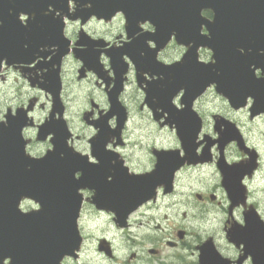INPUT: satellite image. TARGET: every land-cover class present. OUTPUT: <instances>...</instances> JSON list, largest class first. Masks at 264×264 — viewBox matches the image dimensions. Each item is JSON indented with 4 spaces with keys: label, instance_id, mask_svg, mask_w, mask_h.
<instances>
[{
    "label": "flooded vegetation",
    "instance_id": "af4514ba",
    "mask_svg": "<svg viewBox=\"0 0 264 264\" xmlns=\"http://www.w3.org/2000/svg\"><path fill=\"white\" fill-rule=\"evenodd\" d=\"M199 27L205 37L208 28ZM64 35L61 59L56 44L23 43V57L0 60V130L10 135V125L23 124L35 158L60 136L76 158L69 164L83 168L74 176L86 173L78 257L61 264H79L93 215L95 249L112 264H264V48L249 52L233 41L218 63L212 48L190 52L192 43L174 34L164 43L147 18L123 11L66 20ZM228 36L245 46L256 37ZM5 157L15 159L11 147ZM38 207L20 201L23 212Z\"/></svg>",
    "mask_w": 264,
    "mask_h": 264
},
{
    "label": "water",
    "instance_id": "95a60500",
    "mask_svg": "<svg viewBox=\"0 0 264 264\" xmlns=\"http://www.w3.org/2000/svg\"><path fill=\"white\" fill-rule=\"evenodd\" d=\"M77 5L74 14L97 16L112 14L116 10H124L132 15H143L156 26L158 31H175L179 40L187 42L194 40L199 25L200 11L211 8L215 12L212 25L249 26V34L259 33L264 47V0H72ZM70 0H0V60L19 59L25 54L23 43L34 46L44 44H60L63 42V21L58 16L56 20L48 21L44 10L48 6L59 15L68 14ZM88 5H91L89 7ZM31 14L32 20L27 25H21L19 12ZM236 17V18H235ZM204 21L201 19V22ZM210 25L209 22L204 21ZM238 28L228 31L224 28L211 29L214 37L228 35ZM200 43L211 46L209 39H200ZM217 42V46L219 42ZM257 49L259 46L241 45ZM216 47V58L227 54L221 53ZM7 51V52H6ZM65 50L57 56L60 58ZM58 102V95L54 97ZM23 124L16 125V130L10 125L11 133L0 130V264L9 258L8 264H60L66 255L76 256L79 248L80 236L77 230L76 218L80 208L81 194L79 187L87 184L83 181L86 173L75 182L74 168L69 164L70 157L67 150L54 149L48 157L29 160L24 156V142L20 135ZM10 132V131H9ZM12 136L16 137L13 138ZM9 139V140H8ZM13 139L14 142L9 141ZM8 140V141H7ZM10 147L15 153V159L8 161L5 157ZM65 153L61 157L58 153ZM30 161V162H29ZM49 163L55 168V174L50 178ZM55 165V166H54ZM125 182L132 183L138 177H118ZM106 179V177H105ZM108 184L119 188L117 181L113 183L100 182L103 187ZM109 192H113L112 189ZM29 196L37 200L40 208L29 212H22L19 208L20 199ZM96 201V200H95ZM103 204L100 203V206ZM114 209V207H110Z\"/></svg>",
    "mask_w": 264,
    "mask_h": 264
},
{
    "label": "rangeland",
    "instance_id": "374dc122",
    "mask_svg": "<svg viewBox=\"0 0 264 264\" xmlns=\"http://www.w3.org/2000/svg\"><path fill=\"white\" fill-rule=\"evenodd\" d=\"M97 217V215H93L92 221L85 223L88 238L85 239L83 256L79 260V264H112L110 261L101 259L100 254L97 253L98 251L95 249L96 238L100 234V220ZM84 220L85 218L83 219V222Z\"/></svg>",
    "mask_w": 264,
    "mask_h": 264
},
{
    "label": "clouds",
    "instance_id": "9594fccd",
    "mask_svg": "<svg viewBox=\"0 0 264 264\" xmlns=\"http://www.w3.org/2000/svg\"><path fill=\"white\" fill-rule=\"evenodd\" d=\"M88 6L91 7V5H88ZM26 46H27V45H25V47H26ZM260 52H261V53H264V49H261ZM143 54H144V53L141 52V55H143ZM159 78H160V79H163V78H164L163 74H160V77H159ZM63 155H64V153L61 152V153H60V156L63 157ZM157 164H158V161H156L153 165H151V166L149 167V169H148L149 174H150L151 172L155 171V169H156V167H157ZM107 179H109V181H110V180H111V176L109 175V176L107 177Z\"/></svg>",
    "mask_w": 264,
    "mask_h": 264
}]
</instances>
